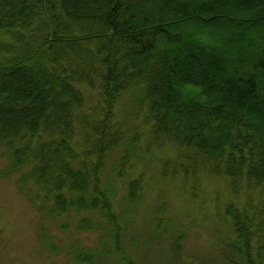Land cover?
<instances>
[{"label": "trees", "instance_id": "obj_1", "mask_svg": "<svg viewBox=\"0 0 264 264\" xmlns=\"http://www.w3.org/2000/svg\"><path fill=\"white\" fill-rule=\"evenodd\" d=\"M189 84L205 103L181 99ZM80 85L96 96L87 112ZM137 89L148 147L167 146L179 159L164 174L171 166L173 175L180 167L222 177L234 198L255 191L258 204L230 200L224 211L243 259L263 263L264 0H0V144L9 166L24 170L22 187L52 202L50 213L94 210L112 222L117 249L102 171L125 138L117 102ZM142 183L143 175L129 181L131 201Z\"/></svg>", "mask_w": 264, "mask_h": 264}, {"label": "rangeland", "instance_id": "obj_2", "mask_svg": "<svg viewBox=\"0 0 264 264\" xmlns=\"http://www.w3.org/2000/svg\"><path fill=\"white\" fill-rule=\"evenodd\" d=\"M80 89L87 112L96 96L86 85ZM140 96L137 89L118 100L115 120L125 138L102 171L119 226L118 249L112 222L97 211L50 213L52 202L37 199L38 188L21 186L24 170H11L9 150L0 144V264H247L224 207L230 200L258 204L255 191L249 200L242 192L234 198L227 179L201 170L193 178L192 169L187 178L177 165V174L171 166L164 174L179 159L167 146L148 147ZM137 134L139 141L131 142ZM140 175L143 183L131 201L129 181Z\"/></svg>", "mask_w": 264, "mask_h": 264}, {"label": "clouds", "instance_id": "obj_3", "mask_svg": "<svg viewBox=\"0 0 264 264\" xmlns=\"http://www.w3.org/2000/svg\"><path fill=\"white\" fill-rule=\"evenodd\" d=\"M192 93L193 95H189V93ZM181 99L184 101H190L194 100L196 102H199L201 104L205 103L208 99L205 94L202 92L200 87H196L193 85H185L183 86L181 90Z\"/></svg>", "mask_w": 264, "mask_h": 264}]
</instances>
